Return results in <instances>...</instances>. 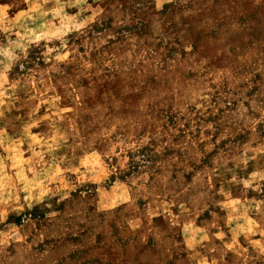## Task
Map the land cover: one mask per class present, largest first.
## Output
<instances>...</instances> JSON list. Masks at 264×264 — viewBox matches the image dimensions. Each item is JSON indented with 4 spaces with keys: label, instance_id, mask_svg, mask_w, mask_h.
Wrapping results in <instances>:
<instances>
[{
    "label": "rangeland",
    "instance_id": "1",
    "mask_svg": "<svg viewBox=\"0 0 264 264\" xmlns=\"http://www.w3.org/2000/svg\"><path fill=\"white\" fill-rule=\"evenodd\" d=\"M0 264H264V0H0Z\"/></svg>",
    "mask_w": 264,
    "mask_h": 264
}]
</instances>
